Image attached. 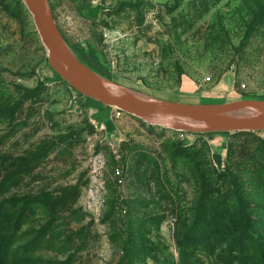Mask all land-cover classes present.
I'll list each match as a JSON object with an SVG mask.
<instances>
[{"label": "rangeland", "instance_id": "rangeland-1", "mask_svg": "<svg viewBox=\"0 0 264 264\" xmlns=\"http://www.w3.org/2000/svg\"><path fill=\"white\" fill-rule=\"evenodd\" d=\"M95 2L98 42L82 5L59 20L115 82L264 100V0ZM236 246L264 255V131L116 117L52 70L21 1L0 0V264H219Z\"/></svg>", "mask_w": 264, "mask_h": 264}, {"label": "water", "instance_id": "water-1", "mask_svg": "<svg viewBox=\"0 0 264 264\" xmlns=\"http://www.w3.org/2000/svg\"><path fill=\"white\" fill-rule=\"evenodd\" d=\"M45 48L48 64L70 87L105 108L184 133L264 131V100L183 103L115 82L87 63L59 30L49 0H20Z\"/></svg>", "mask_w": 264, "mask_h": 264}, {"label": "trees", "instance_id": "trees-1", "mask_svg": "<svg viewBox=\"0 0 264 264\" xmlns=\"http://www.w3.org/2000/svg\"><path fill=\"white\" fill-rule=\"evenodd\" d=\"M54 18L56 20L57 26L59 30L63 33V35L67 38L69 43L77 49V39L76 36L68 35L66 31L60 26L58 20L56 19L55 15ZM88 34L89 38L95 42L99 41V22L98 21H90L88 25ZM80 56L90 65L94 66V68H97L88 57L84 56L80 51H78ZM103 74L108 76L110 78V75L108 73H105L101 71ZM215 161L218 165H220V157L216 156ZM131 252L130 248H126V253L129 255ZM219 264H264V255L263 252L260 250L251 251L249 252L248 249H245L243 246H236L232 250H228L226 252L221 251L219 255Z\"/></svg>", "mask_w": 264, "mask_h": 264}, {"label": "crops", "instance_id": "crops-1", "mask_svg": "<svg viewBox=\"0 0 264 264\" xmlns=\"http://www.w3.org/2000/svg\"><path fill=\"white\" fill-rule=\"evenodd\" d=\"M49 3L52 9V12L55 15L56 19L58 20L59 24H60L59 15L60 13H62V9H66V10L68 9L70 11V8L74 7V5H77V4L82 5V7L85 8L84 10H90L91 12L90 16H88L89 20L87 21V25H86L87 33H88V25L90 21H97V15L99 13V10H98L99 6L95 4L96 3L95 0H49ZM93 108H94V112L99 113L98 106L95 105V107Z\"/></svg>", "mask_w": 264, "mask_h": 264}, {"label": "built area", "instance_id": "built-area-1", "mask_svg": "<svg viewBox=\"0 0 264 264\" xmlns=\"http://www.w3.org/2000/svg\"><path fill=\"white\" fill-rule=\"evenodd\" d=\"M114 113H115V116H116V117L122 116V115L124 114L123 111H121V110H119V109H116V108H114ZM180 134L183 135V134H185V133H184V132H180ZM116 173L119 174V171L116 170Z\"/></svg>", "mask_w": 264, "mask_h": 264}]
</instances>
